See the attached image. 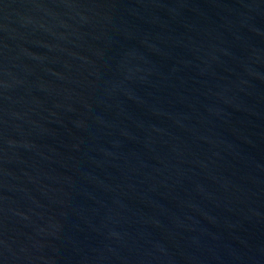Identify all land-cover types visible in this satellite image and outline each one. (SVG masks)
Listing matches in <instances>:
<instances>
[{
  "label": "water",
  "instance_id": "water-1",
  "mask_svg": "<svg viewBox=\"0 0 264 264\" xmlns=\"http://www.w3.org/2000/svg\"><path fill=\"white\" fill-rule=\"evenodd\" d=\"M0 264H264V0H0Z\"/></svg>",
  "mask_w": 264,
  "mask_h": 264
}]
</instances>
